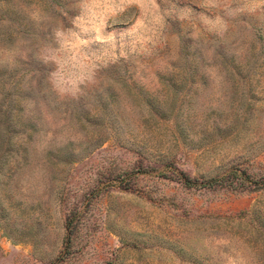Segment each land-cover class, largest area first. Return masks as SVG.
<instances>
[{"label": "rangeland", "instance_id": "rangeland-1", "mask_svg": "<svg viewBox=\"0 0 264 264\" xmlns=\"http://www.w3.org/2000/svg\"><path fill=\"white\" fill-rule=\"evenodd\" d=\"M0 264H264V0H0Z\"/></svg>", "mask_w": 264, "mask_h": 264}, {"label": "trees", "instance_id": "trees-1", "mask_svg": "<svg viewBox=\"0 0 264 264\" xmlns=\"http://www.w3.org/2000/svg\"><path fill=\"white\" fill-rule=\"evenodd\" d=\"M225 178H226V177L222 178L220 181L223 182V181L225 180ZM216 182H217V180H215V181H210V182H206V183H204V184H202V185H204V186H208V187H211V186H213ZM185 183H186L188 186H191V185L193 184L192 182H190V179H189L188 177L186 178Z\"/></svg>", "mask_w": 264, "mask_h": 264}]
</instances>
